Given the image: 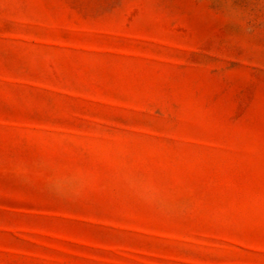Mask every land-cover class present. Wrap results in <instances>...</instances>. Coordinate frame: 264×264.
Instances as JSON below:
<instances>
[{
  "label": "rangeland",
  "instance_id": "1",
  "mask_svg": "<svg viewBox=\"0 0 264 264\" xmlns=\"http://www.w3.org/2000/svg\"><path fill=\"white\" fill-rule=\"evenodd\" d=\"M0 264H264V0H0Z\"/></svg>",
  "mask_w": 264,
  "mask_h": 264
},
{
  "label": "clouds",
  "instance_id": "2",
  "mask_svg": "<svg viewBox=\"0 0 264 264\" xmlns=\"http://www.w3.org/2000/svg\"><path fill=\"white\" fill-rule=\"evenodd\" d=\"M126 179L128 180V182H129L130 185H133L134 186V184H135V179L134 178H132V177H126Z\"/></svg>",
  "mask_w": 264,
  "mask_h": 264
}]
</instances>
